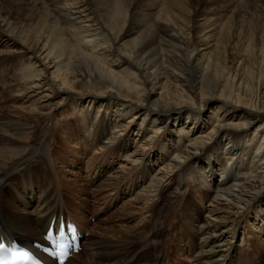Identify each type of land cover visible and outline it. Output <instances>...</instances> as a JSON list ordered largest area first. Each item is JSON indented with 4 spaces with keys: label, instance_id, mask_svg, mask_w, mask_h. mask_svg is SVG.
I'll return each instance as SVG.
<instances>
[{
    "label": "bare ground",
    "instance_id": "6f19581e",
    "mask_svg": "<svg viewBox=\"0 0 264 264\" xmlns=\"http://www.w3.org/2000/svg\"><path fill=\"white\" fill-rule=\"evenodd\" d=\"M47 1L0 0V35L6 37L8 44L22 45L21 35L23 42L32 43L21 78L30 97L38 99L34 106L45 103L48 94L42 91L56 88L66 97L78 85L87 90L78 96L82 113L76 119V127L83 133H73V127L62 131L61 141L67 144L66 154L62 155L55 150L54 132L35 144L36 125L28 121L31 116L16 121L9 115L6 120L0 116V234L32 244L41 237L51 217L63 216L70 217L88 233L83 242L85 257L78 262V253L65 264H172L167 252L177 231H187L181 237V246L175 243L173 249L185 258L184 262L174 256L179 264H256L247 252L233 258L232 242L223 237L225 231L216 229L221 222L238 215L240 220L233 221L226 231L234 238L240 232L236 231L237 223L252 217L251 237L246 238L245 231L241 236L245 250H239L251 252L254 248L255 256L260 257L259 244L264 241V90L256 95L248 72L227 80L206 62L210 44L205 42V33L209 30L201 35L199 48L188 53L180 35L160 25L173 19L166 0H147L145 8H135L136 12L131 11L134 0H49L50 7ZM153 7L162 14L150 16L148 11ZM127 23V40L116 47L115 40ZM262 70L258 75L264 77V67ZM262 85L264 89V82ZM7 88L10 86L5 85ZM38 91L44 100L39 101ZM35 110L31 108L30 113L35 114ZM136 118L140 120L137 135L149 142L162 139L163 128L171 129L168 138L162 140L160 151L164 158L167 153L169 157L155 173L152 165L142 159L141 151L130 152V126ZM145 124L150 126L149 133H145ZM179 133L186 135L187 144L175 143L181 138ZM208 142H212L211 147ZM81 143L83 149L97 152L103 164L98 170H84L89 171L87 183L104 194L97 210L92 205L100 200L80 196L83 186L79 184V165L75 173L68 171L73 177L70 179L61 165L78 158L81 153L76 144ZM28 147L38 152L37 160H33L36 154H28ZM206 149L210 150L191 166V159ZM120 155L129 160L118 164L119 170L111 172L106 181L119 176L125 181L118 190H105L97 183L113 162L111 157ZM223 156L229 157L227 164L223 163ZM242 156L248 159L243 160ZM149 163L153 164L150 160ZM29 165L36 174L30 170L24 173ZM187 168L199 181L193 176L192 180L187 179ZM216 176L220 179L216 180ZM138 181L139 192L119 206L130 208L142 201L140 219L133 226L107 223L115 211L106 218H97L118 205L119 190L125 196L131 184L137 187ZM164 181L176 182L183 193L197 190L200 200L204 190H212L216 211L225 208L233 212H226L228 217L222 220L210 216L203 219L189 203L176 218L182 229L178 230L170 220L165 225L161 211L152 212ZM61 189L72 199L63 197ZM170 214L174 216L175 211ZM88 217L98 219V224ZM144 232L149 239L137 243L136 238Z\"/></svg>",
    "mask_w": 264,
    "mask_h": 264
},
{
    "label": "rangeland",
    "instance_id": "374dc122",
    "mask_svg": "<svg viewBox=\"0 0 264 264\" xmlns=\"http://www.w3.org/2000/svg\"><path fill=\"white\" fill-rule=\"evenodd\" d=\"M146 1L147 0H134V3L132 5V9L133 8L134 9L133 10L131 9V11L136 12L135 11L136 9L140 10L142 8H145ZM166 1L169 4L171 16L173 19L171 22L164 24L161 23L160 25L162 28H166L168 32H175V33L177 32V34H179L181 37L183 45L187 46L188 53L194 52L196 51V49L199 48L200 44L203 42V41H199L201 35L204 34L205 31L209 30V32L205 33L208 36L205 42H209L210 44V46L206 50L207 52V54L205 55L206 62H209L212 66L218 69L217 71L219 72L218 74L227 80L228 79L230 80L234 77L236 79L239 76V74L243 75L244 73L248 72L247 75L250 74V76L253 79V88H254L253 91L256 92L257 96L261 95V93L264 90L262 85L264 82L263 81L264 77H261V74L258 75V73L261 72L260 70H262L264 67V0H166ZM47 2L50 7L51 5L49 3V0ZM158 9L159 8H154V7L152 9L150 8V11H148L151 13L150 16H152L153 18L157 15L160 16V14H162L161 13L162 11ZM128 25L129 23L125 25V27L121 30L118 39L115 40L116 47L122 46L123 44L121 43L127 40V38H125L124 36L128 28ZM23 39L24 36L21 35L19 41L22 43V45H20L18 42L15 44H8V40H6V37H4L2 34L0 35L1 119L3 118L4 120H6L7 119L6 117L8 115L11 116V119L13 120L18 118L23 119V117L25 119V117L31 116L28 119V121H32L36 125V129L34 133L35 144L42 142L45 138H47V136H50L51 133L53 134L54 132L55 136L53 135L54 136L53 139H56L55 146L57 147L55 150L60 152V154L65 155L66 154L65 149L67 148V144H63L61 141L62 131L63 130L68 131L69 128L73 127V129H71L73 130V133H75L76 130H78L79 135L83 133L82 129L76 127L77 125L76 119H79L82 113L80 112L81 110L78 104V102H80V98L78 96L81 93H85L87 90L84 89L83 86L78 85L74 88V91L72 92L73 94L71 95L69 94V96L66 97L65 94H63V92H60L56 88L50 91H42L43 93L47 92L48 94L47 95L48 97L45 99L46 100L45 103L37 107L34 106V104L37 103L38 99L37 98L32 99V97H30L29 95L30 91L29 92L26 91L22 85L23 78H21L22 77L21 69L24 65L27 64V58L29 56L28 54L29 51H31L30 49H32L31 48L32 43L30 42V40L27 43V42H23ZM22 51H26V52H22ZM5 85H9L10 88L5 89ZM217 87L219 89L222 88L221 80ZM42 90H45L44 87L42 88ZM43 93H40L39 91L37 92L38 95L37 97L40 98L39 101L43 99L41 98ZM53 105H55V108L53 107ZM94 106L95 105L93 104L90 107L94 108ZM19 107H23V109L18 110L17 108ZM103 107L104 106H102L101 108L103 109ZM31 108H33V110L34 108H36L34 112L35 114L33 115L32 113H30ZM86 108H89V104L88 105L86 104ZM121 124H125V123H121ZM138 126H140V120L136 118L134 119L133 124L130 126L131 131L133 130V133L130 135L132 139L129 142L130 152H134L135 150L138 152L141 151L140 153H143L142 159L145 161L147 165H152V168H154L153 172L155 173L156 170H158L161 167V165H164V161L166 160L165 158L169 157V153H167L166 155L167 157L164 158V156L161 155L162 153H160V151L162 150V146H161L163 142L162 140L168 138V135L171 134V129L168 128L169 126L165 128L162 127L163 130H161L160 132L162 133V139L159 138V140H156V143H153L152 141L149 142L148 140L141 138L142 137L141 134L137 135L136 130ZM145 129H146L145 133L150 132V126L148 124H145ZM179 136L181 138L177 140L176 137L177 141H175V143H181L182 145L187 144L186 135L179 133ZM208 143L210 144L209 146L211 147L212 142H208ZM76 147L77 149H80L79 154L81 153L78 156V158L73 157L67 162L64 161V163L61 165L64 169L65 174L67 175L66 178L68 179L73 178L71 176V173L67 174L68 171L70 170L75 173L77 170V166L79 165L80 170L82 171V179L79 184L81 187L83 186V190L80 192L81 193L80 196L82 197L87 196L90 199L97 198L98 200H100V203L92 205L94 206L93 209L97 210L98 209L97 207L101 205L103 198L102 196L104 194L96 192L95 186L92 187L89 183H87L86 179L88 180L89 171L87 173H84V170H86V168L93 169L94 167L95 168L93 170L96 169L98 170L101 168V166L103 167V164L100 162L99 159L101 157L98 156L97 152L92 154V151L89 152L83 149L82 143L76 144ZM28 148H29L27 151L28 154L31 153H34V155L36 154L33 160H37V158L40 155H38V152H35L36 151L35 148L34 147H28ZM209 150L210 149L203 150L198 157H194L193 159H191L194 160V162L191 161V166L195 163V161L198 158L201 159V156L204 155L205 152L206 155ZM60 154L57 155L59 158H60ZM68 156L69 155H66V157ZM111 158L113 162L108 165L107 168L108 170L105 171L104 177L102 176L101 177L102 179L99 178L100 181H98L97 183L99 184V186H102V188H104L105 190L109 188L114 189L117 188L118 186L123 185L125 179H122L123 177L120 176L117 178L112 177V179H110L108 182L106 180L111 174H113L111 172H115L119 170L118 166L121 163L124 162L126 163L129 160V159L126 160L124 158V155H120L118 157H111ZM241 158L243 160H246L248 159V156H242ZM222 159L224 161L223 163L225 164L229 162L228 156L226 157L223 156ZM149 160L151 163L153 162V164H150ZM38 163L39 162H35V165ZM104 166L106 165L104 164ZM33 168L34 167L32 165H29L25 167L23 171L25 173L30 170L36 174L37 172H35ZM187 170L188 171H186V173L188 175L187 177L188 180H192V176L196 180H198L195 176L196 174L193 175L192 171L189 170L188 168ZM83 176L85 177L83 178ZM215 179L219 180L220 178L216 176ZM52 180H55V178H52ZM129 181L130 180H128L127 183ZM100 182L103 183V185H101ZM140 187H141L140 181H138L137 187H133V184H131L129 192L127 193V195H125L126 197L124 195L121 196L123 194L122 193L123 190H119L120 191L119 199L116 202L118 203V205L110 213L105 214L103 216L100 215L97 218L98 219L106 218V216L111 215V213L115 211L117 213L114 214L113 217H110L107 223H112L115 224L116 226L120 224H129L133 226L134 223L138 221L137 219L138 218L140 219L138 210H140V207H142L143 205L142 201L140 202L139 200V202L134 203L130 208L119 207V206L122 205L123 201L129 200L135 194H137L139 192ZM61 191L63 197L65 196L66 198L72 199V196L68 197L65 195L68 194L65 192V190L61 189ZM204 192H205L204 198L202 197V199L200 200V198H198L199 194L197 190L191 191L189 189L186 193H183V190L180 189V187L176 186V182L168 183L167 181H164V186L160 192V197L156 199L152 212L158 213L161 211V216L163 217V219H165V225H169L171 221H174L175 227L178 230L182 228L176 218H179V214L184 208L185 204L189 206V203H191L193 210L197 211L199 216H201L203 219L210 216V218L215 217L219 220H222L221 219L222 217H228V214L226 212L229 213L233 212L231 210H225V208L217 212L214 206L215 202H213L214 191L208 190L207 192L206 190H204ZM75 201H77V199ZM79 203L81 205H85L84 202L79 201ZM245 209L242 211V213L245 211ZM171 211L173 212L175 211L174 216L170 214ZM148 214H146L147 218H148ZM88 218H90V221L93 224L94 223L98 224L97 222L99 221L98 219L94 217H88ZM251 218L252 217H248L247 221H240L237 223L236 231H240V232L237 233V235L234 238L232 237L233 235H230L226 231L228 230V227L231 225L233 221L240 220L238 219V215H236L235 218L232 219L228 218L226 223L221 222L220 228L216 230L225 231L223 237H225L226 240L232 242L231 255L233 256V258L236 254L240 252L243 253L247 252L250 258L253 260V262H255L256 264H261V260L262 259L264 260V241L263 244L262 242L259 244L260 257L255 256L256 253L254 252L255 251L254 248L251 249V252L249 250L246 251L239 250V248L240 247L243 248L245 244L244 242L245 239L241 238V236H244V233H246L245 231H247V233L245 234L246 238L251 237L252 234L250 233V228H252V224L250 222ZM102 221H100V223L105 222ZM107 223L105 222L104 226H106ZM161 226L162 229L167 231L166 230L167 227H165L164 224H162ZM246 226H248L249 229H246L247 228ZM242 230L244 231L243 233ZM97 232L98 229L95 230V234ZM186 232L187 231L184 232L177 231L176 237L173 234L174 235V237H172L173 243L171 244V248L168 247L169 252H167V256L172 260L171 261L172 264H179L177 261V259L179 258H181L185 262V258L183 256L181 257V255H178L176 253V250L173 249H176L175 243L181 246L180 243L181 237ZM147 237L149 239L148 234L144 232L142 236H138L136 238V241L137 243L144 242ZM253 241H255L254 243H258L257 240H253ZM150 242H152L153 244L154 240ZM243 249L245 250V248ZM218 253L220 254L221 252L218 251ZM79 256L80 257L76 259L78 262L85 257V253L79 252ZM174 256L177 257V259H175Z\"/></svg>",
    "mask_w": 264,
    "mask_h": 264
},
{
    "label": "snow or ice",
    "instance_id": "6c2138e0",
    "mask_svg": "<svg viewBox=\"0 0 264 264\" xmlns=\"http://www.w3.org/2000/svg\"><path fill=\"white\" fill-rule=\"evenodd\" d=\"M3 248V245H0V249H2ZM4 264H7V262H4Z\"/></svg>",
    "mask_w": 264,
    "mask_h": 264
}]
</instances>
